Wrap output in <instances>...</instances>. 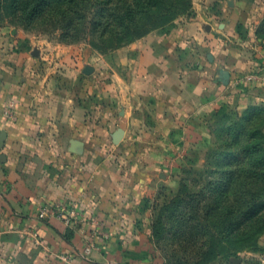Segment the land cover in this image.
<instances>
[{"label": "crops", "instance_id": "crops-1", "mask_svg": "<svg viewBox=\"0 0 264 264\" xmlns=\"http://www.w3.org/2000/svg\"><path fill=\"white\" fill-rule=\"evenodd\" d=\"M194 3L151 34L140 73L131 60L105 79V60L61 46L0 60V264H171L151 239L170 163L201 145L208 118L264 105V0ZM57 203L77 205L72 226L38 216ZM90 219L107 236L86 254Z\"/></svg>", "mask_w": 264, "mask_h": 264}, {"label": "rangeland", "instance_id": "rangeland-1", "mask_svg": "<svg viewBox=\"0 0 264 264\" xmlns=\"http://www.w3.org/2000/svg\"><path fill=\"white\" fill-rule=\"evenodd\" d=\"M194 6V0H0V60L21 52L47 59L61 46L73 57L105 60V79L115 67L128 74L131 60L140 73L151 59L145 44L161 41L151 34L170 33L194 16ZM202 125L201 145L170 163L151 239L171 264H264V105L227 108Z\"/></svg>", "mask_w": 264, "mask_h": 264}, {"label": "built area", "instance_id": "built-area-1", "mask_svg": "<svg viewBox=\"0 0 264 264\" xmlns=\"http://www.w3.org/2000/svg\"><path fill=\"white\" fill-rule=\"evenodd\" d=\"M258 75L257 74H249L247 75V80L249 81H254L257 80ZM53 215H58L60 216L65 223L68 226H72L74 222L78 219V211H77V205L75 203H70L69 205L64 204V203H57V204H50V205H45L39 210L38 216L41 219L48 218ZM92 224H95L93 227V239L89 241V243L86 245L84 251L86 254H90L93 249L96 247V241L95 238L98 235H103L104 233L102 232V229L99 228L98 222L96 219H90ZM107 236L106 234H104ZM36 242L38 244H42V241L40 239H36ZM62 258L66 259V256L62 255ZM264 262V258H263Z\"/></svg>", "mask_w": 264, "mask_h": 264}, {"label": "water", "instance_id": "water-1", "mask_svg": "<svg viewBox=\"0 0 264 264\" xmlns=\"http://www.w3.org/2000/svg\"><path fill=\"white\" fill-rule=\"evenodd\" d=\"M124 135V130L123 129H119L116 133H115V137H114V143L118 144L121 139L123 138ZM4 138H5V134L1 133L0 134V148L2 147L3 143H4Z\"/></svg>", "mask_w": 264, "mask_h": 264}, {"label": "trees", "instance_id": "trees-1", "mask_svg": "<svg viewBox=\"0 0 264 264\" xmlns=\"http://www.w3.org/2000/svg\"><path fill=\"white\" fill-rule=\"evenodd\" d=\"M210 264H217V263L214 261V262H211Z\"/></svg>", "mask_w": 264, "mask_h": 264}]
</instances>
